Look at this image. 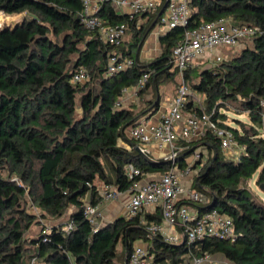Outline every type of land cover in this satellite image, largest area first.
Masks as SVG:
<instances>
[{
    "label": "trees",
    "instance_id": "trees-1",
    "mask_svg": "<svg viewBox=\"0 0 264 264\" xmlns=\"http://www.w3.org/2000/svg\"><path fill=\"white\" fill-rule=\"evenodd\" d=\"M0 10L25 14L0 30V264H125L137 241L147 243V254L159 264H189L204 254H220L232 264H264V202L244 185L256 175L264 187V0H191L187 25L160 34V54L149 61H140L136 50L158 12L136 27L137 16L130 20L102 4L97 16L103 24H123L131 34L110 46L82 26L79 0H0ZM220 19L258 32L230 58L189 69L184 79L203 97L202 110L245 150L227 159L219 138L207 131L197 141L178 142L176 161L184 168L197 148L207 151L193 184L201 199L184 204L197 215L214 208L229 217L237 239L165 243L146 232V225L160 221L158 211L92 226L83 208L102 202L96 182L123 193L133 183L124 172L127 164L140 170L135 180L170 169L169 161L147 162L127 135L158 103L152 106L153 97L140 110L123 107V90L147 74L137 96L155 93L175 74L171 51L184 32ZM127 58L131 65L108 73L110 61L117 66ZM79 69L87 78L72 82ZM185 111L200 109L188 97ZM227 113L244 114L247 122L231 118L230 126Z\"/></svg>",
    "mask_w": 264,
    "mask_h": 264
},
{
    "label": "built area",
    "instance_id": "built-area-1",
    "mask_svg": "<svg viewBox=\"0 0 264 264\" xmlns=\"http://www.w3.org/2000/svg\"><path fill=\"white\" fill-rule=\"evenodd\" d=\"M82 5V14L80 23L88 31H95L102 42L110 46L121 44L126 27L123 24L104 25L103 21L97 16L100 7L104 3H109L115 9H127L128 17L132 20L137 15H147L159 13L162 5L165 8L161 15L158 16L157 24L162 26L164 31H169L176 27H185L189 16V3L191 0H79ZM4 13L0 10V17ZM3 28L0 25V30ZM162 32V33H163ZM258 29L247 25H231L225 20L215 22H201L196 28L184 32L183 37L171 51L170 62L181 77L176 94L170 102L168 111L164 113L158 124L147 127L142 123H137L129 129L128 136L137 142L142 151L145 153L146 145L156 143L159 146H165L169 150L167 160L172 164L176 160V144L179 141L191 142L197 141L207 131H211L219 138V148L229 155L236 150V159L242 153L244 146H238L235 143L230 131L220 129L217 123L211 118V115L202 110L203 97L195 101L200 112L185 113V105L188 97L191 96L190 89L184 79V72L192 69L195 62L208 52L218 48L234 47L244 40L251 39ZM119 58V57H118ZM220 56L215 57L218 62ZM115 60L110 61L108 73L123 69L132 64V60L123 59L117 66ZM148 75L143 74L136 86L131 89L123 90V95L130 92L132 96H137L138 92L144 88ZM87 78L86 72L79 69L72 77V82H82ZM263 108L261 113V133L264 137V101L260 103ZM203 163L198 153L193 155L192 163L184 171L189 173L191 169L197 172L202 168ZM174 166L158 179L140 182L135 180L140 176V170L132 164L124 167V172L129 180L133 183L129 189V199L125 206L126 216L135 217L145 208L159 209L162 222H151L146 225V232L150 236H159L165 243L179 244L180 237L172 232L178 226L183 235V239L189 245L204 238H217L234 242L237 234L234 230L232 220L220 214L212 208L197 216H191L188 209L179 204L182 197L191 202L199 201L201 194L195 191H189L180 185L179 175L174 171ZM102 200H117L120 192L116 189L105 191L100 194ZM99 205L86 204L83 208V214L92 226L99 224L100 211ZM66 226L64 230H67ZM45 232V231H44ZM209 255L204 254L195 257L189 264H204L209 260ZM127 264H159L153 261L146 250L140 245H133L127 257Z\"/></svg>",
    "mask_w": 264,
    "mask_h": 264
},
{
    "label": "crops",
    "instance_id": "crops-1",
    "mask_svg": "<svg viewBox=\"0 0 264 264\" xmlns=\"http://www.w3.org/2000/svg\"><path fill=\"white\" fill-rule=\"evenodd\" d=\"M164 6L165 5L163 4V7ZM163 7H162V9H163ZM113 9L120 15H127L128 14V10L127 9H121V10L115 9V8H113ZM161 10H159V12ZM151 15H153V14H147L145 17L143 15H137L138 18H137V21H136V27H138L141 24H145L146 21L148 20L149 16H151ZM156 25H158V24H156ZM156 25L151 29V31L152 30L155 31ZM163 33L159 32L156 36L158 37L160 34H163ZM145 41H146V39H145ZM144 42H141L139 44V47L136 50V54H138V57H139L140 61H149V60L153 59L154 57H151V58L147 57V55H145V53H143V51L140 54V48L142 47ZM159 49H160V46H159ZM213 53H214V51L208 52L203 57H200L197 60V62H200V61L202 62L204 60L207 64H210L211 63L209 61L210 60V58H209L210 56L213 59H215V57H217V56H220L218 54L215 55ZM159 54H160V51H159ZM157 56H155V57H157ZM220 57L222 58V56H220ZM179 79L181 81V77L180 76H179ZM179 79H178V81L175 80L173 82V84H172V86L170 88L171 95L164 96V95L160 94L159 89H160L161 86H159L157 91L155 90V93H154V91H151L152 92V97H154V99H153L154 103H153L152 106L156 105L157 103H158V106L156 107V109H154L151 112H149V113L145 114L144 116L140 117L138 123L145 124V125H147V127H151V126H154V125L159 123L161 116L168 111L169 104L173 100V98H174V96L176 94V90H177L178 84L180 82ZM148 91L149 90H147L143 96H145L146 93H148ZM122 97L123 98H121V100H122L121 104L123 105V107H129L131 105H134L135 108H137L136 103L139 100V98H137L138 96H132L130 94V92H127ZM149 99L150 98L142 99L141 102L144 103L145 100H149ZM142 108L143 107H141V109ZM185 113L187 114L188 112L185 111ZM128 138H129V136H128ZM179 142H181V141H179ZM145 152H147L150 155V157H151L150 160L151 161H154V162L156 160L168 161L167 157L169 155V150L165 146H159L156 143H151L149 145H146ZM195 153H198L200 155L201 162L204 164L206 159H207V157H208L207 156L208 153L202 147L197 148L192 155H190L189 157H187L185 159L186 167H184V168H179L178 163H177L176 160L174 161L173 164L169 161L170 169L174 166V168H173L174 171L179 175V179H180L179 183L181 181H184V184H186L188 186L185 187V186H182L181 184L180 185L182 186V188H184L186 190H189V191H195L194 188H193V184L195 183V177H196L197 171L195 172V174H189L190 173L189 172L186 175H184L185 174L184 171L186 170L187 166H189L192 163L193 155ZM160 176H162V175L161 174L160 175L151 174V175H148L147 177L143 178L142 180H140V182H147L149 180L158 179ZM188 177L190 178L189 181H188ZM96 184H97V188L99 190V194H101V193H103L105 191H111V190L115 189L113 186L104 185V184H102L99 181L96 182ZM129 196H130V194H129V190H128L127 192H123V193L120 192V196H119V198L117 200H108V201L102 200V202L99 205L100 218H99V224L98 225H101V224L103 225V224H106V223H110V222L114 221L115 219H117L119 217H123V218L127 219L128 217L126 216L125 206H126V204L128 202ZM186 202H189V201L185 200L182 197V199H180V201H179V204L185 206L188 209V212H189V214L191 216H197V214H196L194 209H192L189 205L184 204ZM157 211L159 212V217H160V221L158 223H161L162 222V218H161V213H160L159 209L145 208V209H142L138 214H152V213H155ZM155 223H157V222H155ZM172 232H174L176 235H178L180 237V241L181 242L179 244H183L185 242V240L183 239V235L181 233V230H180V228L178 226H176V228L173 229ZM135 244L140 245L145 250H147V243L142 242V241H137V242L134 243V245ZM204 264H232V263L228 262L222 255L214 254V255H210L209 260L206 263H204Z\"/></svg>",
    "mask_w": 264,
    "mask_h": 264
},
{
    "label": "rangeland",
    "instance_id": "rangeland-1",
    "mask_svg": "<svg viewBox=\"0 0 264 264\" xmlns=\"http://www.w3.org/2000/svg\"><path fill=\"white\" fill-rule=\"evenodd\" d=\"M24 16H25V14H19V15H14V16L4 15V16L0 17V25H1L2 28H11V27H13L14 24L20 22L23 19ZM163 31H164V29H163L162 26L156 25L155 31L152 30L150 32V34L146 38V41L143 43L142 47L140 48V54L143 51V53H145V55H147V57H149V58L157 56L159 54L160 49H159V44H158V39H157L158 37L156 35L159 32H163ZM130 37H131V34H130V32L127 31L124 34L122 42L129 41ZM249 42H250L249 40H246V41H243L242 43H240L239 45L234 46V47L218 48V49L214 50L213 54H215V55L218 54V55L222 56L221 59L225 60V59L230 58L234 53L239 52L240 49L243 46L248 45ZM209 58H210L209 61L211 63H216V61L213 58H211V56ZM205 63L206 62L204 60L202 62L201 61L200 62H195V64H194L192 69L193 70H197V69L203 67L205 65ZM172 71L175 73L173 78L171 80L165 81L163 84L160 85L161 86L160 89H159L160 94H162L164 96L171 95L170 88H171L173 82L175 80L178 81V79H179V74L177 73L176 69L172 68ZM190 74L193 76V72H191ZM179 81H180V79H179ZM193 82H195V81L193 80ZM188 84H189V82H188ZM190 92H191V96H189V98L192 99L194 103H195L196 100H198V99H200L202 97L201 95H199L196 92L192 91V89H190ZM144 94L145 93H143V95ZM143 95L141 97H137V98H139V100L136 103V106H137L136 111L140 110L141 107H145L146 106V104L141 102L142 99H147V98L152 99L153 98L151 90H149L148 93H146L145 96H143ZM121 102H122V100H121ZM231 118H237L239 120L247 122V117L244 114H240L238 116H235L234 113H227V122L226 123H228L230 126L234 125V123H232V119ZM226 157H227V159L236 160V150L233 149L230 152L229 155H226ZM195 172H196V169H192L189 174H195ZM184 175H186V174H184ZM189 180H190V178L188 177V181ZM180 184L182 186H185V187L188 186V185L184 184V181H181ZM244 185H245V187L249 190V192L252 195H254L257 199H259V200L264 202V188L263 189L260 188V186L257 184V176L256 175L251 180L247 181ZM32 233H34V232H32Z\"/></svg>",
    "mask_w": 264,
    "mask_h": 264
},
{
    "label": "water",
    "instance_id": "water-1",
    "mask_svg": "<svg viewBox=\"0 0 264 264\" xmlns=\"http://www.w3.org/2000/svg\"><path fill=\"white\" fill-rule=\"evenodd\" d=\"M165 6L163 7V9L158 13V16L162 14L163 10H164ZM15 26V24L13 25ZM3 29H8V28H3ZM2 29V30H3ZM133 148L135 149V151H137L139 153V155L144 158L147 162L151 163L152 161L150 160V158L142 151V149L140 148L139 145L134 144ZM260 188H264L263 185L260 186ZM184 242V241H183ZM127 263V260H125V264Z\"/></svg>",
    "mask_w": 264,
    "mask_h": 264
}]
</instances>
